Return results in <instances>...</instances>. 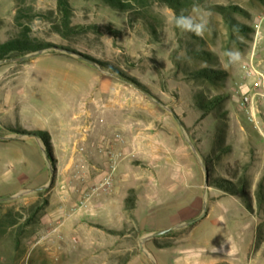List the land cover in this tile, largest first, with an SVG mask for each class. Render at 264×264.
<instances>
[{
	"label": "rangeland",
	"instance_id": "rangeland-1",
	"mask_svg": "<svg viewBox=\"0 0 264 264\" xmlns=\"http://www.w3.org/2000/svg\"><path fill=\"white\" fill-rule=\"evenodd\" d=\"M67 1L65 21L57 0H0V42L25 34L76 50L135 79L153 100L52 47L0 63V199L21 194L0 202V264H170L212 248L235 251L218 264H264V211L253 200L264 180V100L257 124L238 108L240 87L252 82L242 66L252 58L263 71L264 0H187L178 12L160 0H131L125 12L103 0ZM181 17L193 27L178 25ZM207 69L217 75L194 77ZM215 98L221 103L202 116L198 104ZM35 131L47 133L50 155ZM190 144L207 161L206 192ZM112 163L108 193L81 204ZM233 170L247 180L251 211L213 182ZM204 204L197 224L155 239L183 244L157 250L151 239L141 250L147 231L192 220Z\"/></svg>",
	"mask_w": 264,
	"mask_h": 264
},
{
	"label": "trees",
	"instance_id": "trees-1",
	"mask_svg": "<svg viewBox=\"0 0 264 264\" xmlns=\"http://www.w3.org/2000/svg\"><path fill=\"white\" fill-rule=\"evenodd\" d=\"M103 1L112 9H115L121 12H125L127 10L132 9L131 0H103ZM160 2L165 3L168 7H170L175 12H178V10L181 8L185 9V8H188L190 5H192L187 0H160ZM57 9L59 13L61 14L62 18L65 21H68V15L70 14V7L68 4V1L67 0H57ZM22 11H23L22 8L19 6L17 8V14L15 16V20L17 24L20 23L18 22V20L22 17ZM66 26L68 27V25ZM50 47H52L53 50H67L75 54V56L83 57L86 60L96 62L103 69L107 70L112 75L118 76L126 80L130 84L134 85L138 90L142 91L145 94L150 95L149 92L146 90V88L142 84H140L138 81L119 73L118 71L114 70L113 68H111L105 63L99 62L91 58L90 56L81 54L80 52L76 50L66 49L62 46H52L51 44H43L39 42L30 41L26 37L25 34H20L17 38L8 39L3 42H0V62L7 61L13 57H19L21 55H25L27 53L41 52L42 50L46 48H50ZM13 59H16V58H13ZM215 75H217V72H212L209 69L194 73L195 78L212 79L213 77H215ZM220 101H221V98H215V99H211V100H207L202 103H199L198 110L202 113V116H207L209 113H212L217 108L218 104L221 103ZM32 133L42 136V140L45 145L46 152L48 153V155H50V150H49L50 143H49V137L47 133L43 131H35ZM203 162H204L203 164L207 166V163H206L207 161L205 159ZM236 173H237V170H233L232 173L229 174V178L231 180L230 179L214 180L213 182L217 185L219 184L218 187L221 191H223V193L230 195V196H240L242 200L241 202L244 205L245 209L247 211H251V205L248 202L249 200L246 199L247 195L245 194V190L248 187V185L246 184L247 180L244 177H242V179L236 178L237 177ZM130 193L133 194L134 190H130ZM253 200H254L257 210L264 211V180L263 179L256 185L254 189ZM134 201H135V198H133V196L126 197L124 200L125 209L126 210L133 209ZM32 213L33 215H36L37 210L34 209ZM109 233L116 234V235L121 234V232H113V231H109ZM168 235L169 234H167V236ZM152 242L159 249H166V248L172 247L171 243H164L160 245L156 242L155 239L152 240ZM128 260H126L125 264L128 262Z\"/></svg>",
	"mask_w": 264,
	"mask_h": 264
},
{
	"label": "built area",
	"instance_id": "built-area-1",
	"mask_svg": "<svg viewBox=\"0 0 264 264\" xmlns=\"http://www.w3.org/2000/svg\"><path fill=\"white\" fill-rule=\"evenodd\" d=\"M246 75L251 77L250 86L240 87V97L238 99V108L247 114V121L251 124H257L256 116L259 113L257 103L259 100H264V72L258 69L251 58L248 64L242 66ZM264 138V134H262ZM115 171V165L112 163L109 165V171L105 172L102 179L91 187L89 193L84 194V200L81 204L90 201L93 196H98L108 193L113 182V172ZM56 234V230H50L45 235L39 237L37 244L41 241Z\"/></svg>",
	"mask_w": 264,
	"mask_h": 264
},
{
	"label": "crops",
	"instance_id": "crops-1",
	"mask_svg": "<svg viewBox=\"0 0 264 264\" xmlns=\"http://www.w3.org/2000/svg\"><path fill=\"white\" fill-rule=\"evenodd\" d=\"M259 65H261L262 66V68H263V71H264V56L259 60ZM261 107L262 108H264V105H261ZM264 125V124H263ZM261 126H262V124H261ZM100 131L101 130H98L97 129V131H96V134L95 135H91V137L90 138H96L97 137V135L100 133ZM99 132V133H98ZM260 132H261V129H260ZM88 141H89V138H88ZM92 142V141H91ZM261 166V165H260ZM262 167V166H261ZM262 170H263V167H262ZM240 203L242 204V202H241V200H240ZM203 219V218H202ZM186 220H188L189 221V219H184V220H182L181 221V223H183V222H185ZM191 220V219H190ZM199 222V221H198ZM197 222V223H198ZM180 223V224H181ZM196 223V224H197ZM148 232V234L149 233H153L154 231H147ZM186 236V235H185ZM184 237V236H183ZM156 239V238H155ZM180 244H183V242H177V241H175L174 243H172V247H170V248H173V247H177V246H179ZM153 247H155L157 250H162V249H159V248H157L154 244H153V242H152V244H151ZM166 249H169V248H166ZM228 248H225V249H221V248H212V250L211 251H205V252H203L202 251V253H200V254H194V257H193V259L191 260V259H189L190 257H189V252L187 251V250H181L179 253H178V255L180 256V257H189V258H187V261H183V260H180V259H178L177 261H174V262H172V263H170V264H218L219 263V261H220V259L222 258V253H226L225 255H228L229 253H235V251L234 250H232L231 251V249H228ZM151 256V255H150ZM228 257V256H227ZM151 258V260L152 261H154V258L151 256L150 257ZM236 258H237V260H238V255L236 254ZM131 263V258H129V260H128V262L126 263V264H130ZM237 263V261L234 263V264H236ZM247 264H253L252 262H249L248 260H247Z\"/></svg>",
	"mask_w": 264,
	"mask_h": 264
},
{
	"label": "water",
	"instance_id": "water-1",
	"mask_svg": "<svg viewBox=\"0 0 264 264\" xmlns=\"http://www.w3.org/2000/svg\"><path fill=\"white\" fill-rule=\"evenodd\" d=\"M55 51H59V52L65 53V54L75 55V54H73L72 52L67 51V50H55ZM39 53H40V52H36V53H34V54H39ZM34 54H32V55H34ZM30 56H31V55H30ZM30 56H25V57H23V58H18V59H14V60H7V61H4V62H10V61H23V60L29 58ZM0 63H3V62H0ZM113 76L116 77V78H118L119 80H122V79H120L119 77H117V76H115V75H113ZM122 81H123V80H122ZM123 82H125V83L131 85L133 88H136L134 85L130 84L129 82H126V81H123ZM136 89H137V88H136ZM147 97H148L149 99H152L149 95H147ZM152 100H153V99H152ZM176 121H177V123L179 124V121H178L177 119H176ZM190 147H191V150H192L193 154L195 155V157L197 158V160L201 163V167H202L203 170H204V174H205L204 192H206V190H207V173H206V170H205L204 164L200 161L199 156L197 155V153H196V151H195V148L192 146V144H190ZM46 156H47V155H46ZM53 175H54V170L51 169V179H50V183H51L52 180H53ZM40 189H41V188H39V189H35V190H33V191H38V190H40ZM20 195H21V194L15 196V197H8V198L0 199V202H1V201H7V200L14 199V198H16V197H18V196H20ZM205 214H206V206H205V204H204V206H203V210H202V213H201L198 217H196V218H194V219H192V220H189V221H187V222H183V223H181V224H179V225H177V226H174V227H171V228H168V229H165V230L159 231V232H153V233H149V234L144 235V236L142 237V242H141V244H140V248H141V250H143V249H142V246H143V244H144L147 240H151V239H155V238H157V237H161V236L167 235V234H169L172 230H174V229H176V228H180V227H185V226L193 225V224L197 223L198 221H200V220L203 218V216H204Z\"/></svg>",
	"mask_w": 264,
	"mask_h": 264
},
{
	"label": "clouds",
	"instance_id": "clouds-1",
	"mask_svg": "<svg viewBox=\"0 0 264 264\" xmlns=\"http://www.w3.org/2000/svg\"><path fill=\"white\" fill-rule=\"evenodd\" d=\"M178 25L183 26V27H187V28H192L193 25L191 24V22L186 21L183 17H181L178 21H177ZM196 30H198L200 28V25H196L195 26Z\"/></svg>",
	"mask_w": 264,
	"mask_h": 264
}]
</instances>
